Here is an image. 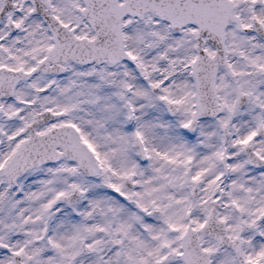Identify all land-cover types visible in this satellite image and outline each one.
<instances>
[{"label": "snow or ice", "instance_id": "1", "mask_svg": "<svg viewBox=\"0 0 264 264\" xmlns=\"http://www.w3.org/2000/svg\"><path fill=\"white\" fill-rule=\"evenodd\" d=\"M0 264H264V0H0Z\"/></svg>", "mask_w": 264, "mask_h": 264}]
</instances>
